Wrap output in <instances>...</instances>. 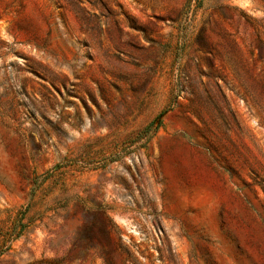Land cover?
Listing matches in <instances>:
<instances>
[{
    "label": "rangeland",
    "instance_id": "obj_1",
    "mask_svg": "<svg viewBox=\"0 0 264 264\" xmlns=\"http://www.w3.org/2000/svg\"><path fill=\"white\" fill-rule=\"evenodd\" d=\"M0 264H264V0H0Z\"/></svg>",
    "mask_w": 264,
    "mask_h": 264
}]
</instances>
